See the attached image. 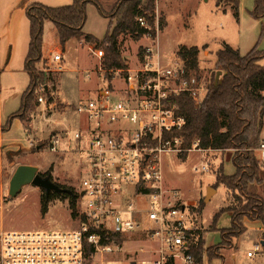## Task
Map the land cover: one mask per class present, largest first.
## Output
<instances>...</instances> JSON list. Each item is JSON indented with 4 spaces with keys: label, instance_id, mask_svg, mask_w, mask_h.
I'll return each mask as SVG.
<instances>
[{
    "label": "rangeland",
    "instance_id": "obj_1",
    "mask_svg": "<svg viewBox=\"0 0 264 264\" xmlns=\"http://www.w3.org/2000/svg\"><path fill=\"white\" fill-rule=\"evenodd\" d=\"M98 1L106 14L112 16L114 9L127 0ZM39 2L49 6L66 5L64 0H0V46L3 47L0 63V131L4 129L0 137L3 146L0 147V231H69L79 228L80 221L73 215L71 196L53 191L48 212L44 214L43 189L33 184L26 185L16 197H12L9 193L10 181L19 165L29 164L37 166L42 174L50 172L58 184L80 191L86 175L84 152H54L51 150V139L55 132L67 129L86 133L90 123L76 107L95 99L97 90L108 86L96 75V71L100 72L102 67L100 52L83 40L72 39L62 49L61 63L53 61L54 52L43 56L37 69L46 74L47 79L41 83H46L49 91L37 89L29 108L20 111L24 93L30 84L29 75L18 70L25 63L30 42L27 6ZM143 2L145 4L146 0ZM255 6L256 0H240L238 11L232 3L224 2L218 6V0H155L151 15L153 26L160 27V32L153 36L144 35L138 40L129 34L120 37L122 55L129 73L141 68L148 60L145 56L147 48L154 50L152 59L161 60L162 66L166 67L184 63L178 56L181 47L198 46L201 51L197 73L202 85L207 88L213 80L216 82L218 75L221 80L223 71L216 52L225 44L239 48L243 55L255 46L264 51V18L252 16ZM87 7L85 30L99 39L104 38L111 20L102 15L96 5L88 4ZM51 28L50 23L44 28L45 49L58 45ZM88 71L92 72L91 77L87 76ZM117 72L122 76L128 73L123 69L109 73L115 76ZM124 87L127 88L121 79L112 83L110 88L117 90L113 94L114 100L123 97L120 89ZM40 95L45 102L38 101ZM234 154L235 150L208 149V157L190 152H186V157L178 152H165L162 155L165 187L180 192L189 216L197 220L200 232L206 239V249L214 248L218 256L210 259L205 254L204 264H262L264 261V257H247L248 250L264 239L262 223L245 217L246 231L243 235L234 238L232 245H221L222 230L232 225V212H221L227 206L239 205V200H235L226 186L220 184L217 193L212 194L213 198L206 201L208 190L215 186L221 170L227 175L235 174ZM206 158L211 161V170L195 172L193 167ZM261 172L264 175L263 163ZM257 193L264 200V180L257 187ZM216 215L220 217L217 223L214 221ZM143 239L141 233H133L125 243L127 252L113 258L118 261L141 258L142 255L134 250L141 246L148 249L154 247L153 243L143 242Z\"/></svg>",
    "mask_w": 264,
    "mask_h": 264
},
{
    "label": "built area",
    "instance_id": "obj_2",
    "mask_svg": "<svg viewBox=\"0 0 264 264\" xmlns=\"http://www.w3.org/2000/svg\"><path fill=\"white\" fill-rule=\"evenodd\" d=\"M138 21L149 30L146 36L160 32V27L149 25L144 16ZM153 52L147 48L148 60L125 76L118 72L111 75L100 67L96 75L108 86L101 88L95 99L76 107L90 123L86 133L67 129L52 136V151L85 154L86 175L80 191L75 190V197L71 196L79 228L1 230L0 264H195L193 249L201 230L197 220L189 216L180 192L165 187L162 155L208 150L200 147L199 140L185 150L181 137L165 138L186 124V118L178 113V107L170 105V100L187 93L200 103L208 87L185 62L165 67L161 60L152 59ZM62 60L61 52L54 55L55 62ZM87 76L92 74L88 72ZM119 79L127 88L120 89L123 97L114 100L116 89L110 86ZM37 89L49 91L42 83ZM38 101L45 102V98L40 95ZM258 151L264 163V141ZM193 170L209 172L210 159ZM133 233H141L142 241L154 247L134 250L142 255L139 259H114L126 251L125 243ZM247 257H264V239L248 250Z\"/></svg>",
    "mask_w": 264,
    "mask_h": 264
},
{
    "label": "trees",
    "instance_id": "obj_3",
    "mask_svg": "<svg viewBox=\"0 0 264 264\" xmlns=\"http://www.w3.org/2000/svg\"><path fill=\"white\" fill-rule=\"evenodd\" d=\"M224 2L232 3L238 11L240 0H218V6ZM89 3L96 5L101 14L111 20L108 32L102 39L84 31L87 21L86 7ZM154 9L155 0H146L145 4L143 0H127L114 9L112 16L106 14L98 0H74L69 5L58 7L42 3L29 5L27 10L30 19V47L25 69L30 75L31 83L24 93L20 111L29 108L37 85L47 79L46 74L37 69L38 64L43 61L46 21L54 23L63 48L72 39L85 40L94 50L104 53V69L108 72L119 69L127 72L129 67L122 55L120 37L129 34L138 40L149 33L147 28L141 26L138 17L144 16L149 25L153 26L151 13ZM252 16L257 19L264 18V0H256ZM200 51L198 46H183L178 50V56L187 68L196 74L199 71ZM216 54L223 71L221 82L216 86L213 80L208 86L206 97L200 103L195 102L187 93L173 97L170 105L178 107V113L186 118V124L181 130H175L165 138L181 137L185 150L191 149L197 140L203 149L235 150L232 159L236 167L235 174L227 175L221 170L214 186L217 189L220 184H224L235 200H239V205L227 206L221 212H232V225L222 230L220 243L227 246L232 245L234 238L242 236L246 231L245 217L260 221L264 230V200L257 193V187L264 180L261 172L263 161L258 151L264 141L261 137L264 128V51L255 46L243 55L239 49L225 44ZM182 156L186 157V152H183ZM51 198L52 193L46 196L44 192V214L48 212ZM71 206L75 216L74 199ZM219 218L216 215L214 221L217 223ZM205 254L210 259L218 257L214 248L206 249V239L202 235L193 249L195 264H204Z\"/></svg>",
    "mask_w": 264,
    "mask_h": 264
},
{
    "label": "water",
    "instance_id": "obj_4",
    "mask_svg": "<svg viewBox=\"0 0 264 264\" xmlns=\"http://www.w3.org/2000/svg\"><path fill=\"white\" fill-rule=\"evenodd\" d=\"M221 82L219 75L215 85ZM33 184L44 190L46 196L53 191L63 194H70L75 197V192L71 188L62 187L52 179L51 174L44 176L35 165L21 164L16 169L11 181L9 193L12 197H16L26 185ZM216 192V188L210 187L206 196V201L212 198V194Z\"/></svg>",
    "mask_w": 264,
    "mask_h": 264
},
{
    "label": "crops",
    "instance_id": "obj_5",
    "mask_svg": "<svg viewBox=\"0 0 264 264\" xmlns=\"http://www.w3.org/2000/svg\"><path fill=\"white\" fill-rule=\"evenodd\" d=\"M74 0H64V2H66V5H69V4H71L72 2H73ZM39 3H42V2H39ZM42 4H44V5H47L46 3H42ZM89 4H93V3H89ZM47 6H49V5H47ZM59 6H63V5H59ZM28 7V6H27ZM51 7H58V6H51ZM87 9H88V7H86V11H87ZM87 22H88V16H87V21H86V24H85V27H84V31L87 33V34H91V33H89V32H87L85 29H86V26H87ZM47 23H50V25H52V27L53 28H51V30L55 33V35H56V38H57V43H58V45H54V47H52V48H49V49H45L44 48V45H43V56H46V55H48V54H50V53H52V52H54V54H53V61H54V55H56V54H58V53H62V55H63V53H64V50H62V49H64L62 46H61V44H60V42H59V40H58V37H57V34H56V29H55V26H54V23L52 22V21H46L45 22V26H46V24ZM52 23V24H51ZM29 35H30V25H29ZM93 35V34H92ZM95 36V35H94ZM98 38V37H97ZM30 39V38H29ZM101 39V38H100ZM80 41H82V40H80ZM83 41H85V40H83ZM45 43V42H44ZM85 43H86V41H85ZM88 43V42H87ZM90 44V43H89ZM232 46V45H231ZM29 47H30V42H29ZM234 47V46H233ZM92 48V47H91ZM234 48H236V47H234ZM237 49H239V48H237ZM46 50V51H45ZM240 50V49H239ZM241 51V50H240ZM28 52H29V49H28ZM28 52H27V55H28ZM100 53H99V55L101 54V51H99ZM2 54H3V47H1L0 46V63H2ZM27 55H26V57H25V63H24V65L23 66H20V69H18V70H21V71H23V72H25V73H27L28 75H29V73L26 71V69H25V67H26V59H27ZM9 59H10V57H9ZM55 62V61H54ZM56 63H58V62H56ZM88 72H90V74H92V72L91 71H88ZM29 77H30V75H29ZM30 83H31V78H30ZM29 86H30V84H29ZM28 86V87H29ZM49 87V86H48ZM50 88V87H49ZM99 90L100 89H98L97 90V95H98V92H99ZM117 91V90H116ZM115 91V92H116ZM121 92V91H120ZM122 93V96L124 95V92H121ZM96 95V96H97ZM4 133V129H2V131H0V137H1V135ZM261 137H262V139L264 140V137L261 135ZM2 145L0 144V147H1ZM3 147V146H2ZM190 153H198V154H200L201 156L202 155H204L205 154V157H208V156H206V150H195V151H192V152H190ZM1 154V153H0ZM218 189V188H217ZM216 189V190H217ZM217 193V191L216 192H214L213 193V195H215ZM213 198V197H212Z\"/></svg>",
    "mask_w": 264,
    "mask_h": 264
},
{
    "label": "flooded vegetation",
    "instance_id": "obj_6",
    "mask_svg": "<svg viewBox=\"0 0 264 264\" xmlns=\"http://www.w3.org/2000/svg\"><path fill=\"white\" fill-rule=\"evenodd\" d=\"M47 174H44V176H46ZM62 187H66V188H71V187H69V186H67V185H63V184H60ZM74 192H75V189L74 188H71ZM69 196H72V195H70V194H68Z\"/></svg>",
    "mask_w": 264,
    "mask_h": 264
}]
</instances>
